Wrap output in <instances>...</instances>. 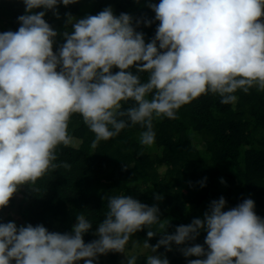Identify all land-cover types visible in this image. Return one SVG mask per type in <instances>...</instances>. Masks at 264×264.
<instances>
[{
  "label": "clouds",
  "instance_id": "1",
  "mask_svg": "<svg viewBox=\"0 0 264 264\" xmlns=\"http://www.w3.org/2000/svg\"><path fill=\"white\" fill-rule=\"evenodd\" d=\"M76 2L23 0L18 30L0 33V209L21 186L34 185L61 167L54 163L55 150L70 143L72 114H80L95 134L93 146L117 136L129 121L146 128L140 143L151 146L154 117L175 119L183 105L208 93L231 104L238 89L264 90V0L149 4L159 25L147 44L133 18L114 15L110 6L78 20L69 13L73 31L63 33L65 43L54 52L58 33L44 19L46 11L59 18L58 4ZM38 8L45 11H33ZM114 67L119 69L115 74ZM141 73L148 74L147 81ZM129 100L133 106L122 110V102ZM107 200L108 210L94 232L98 239L89 243L83 236L93 225L83 214L77 215L72 232L63 234L42 224L0 223V264H94L99 255L125 254L133 234L154 224L165 230L156 245L144 241L151 253L161 246L171 251L173 243L185 245L204 230L207 250L200 244L181 249L185 257H198L188 264H264V219L255 213L252 199L227 211L224 197L213 200L203 219L178 226L174 234L160 223L156 205L127 195ZM155 235L147 232L149 239ZM126 257L127 264H136L137 257ZM146 264L169 260L151 254Z\"/></svg>",
  "mask_w": 264,
  "mask_h": 264
},
{
  "label": "trees",
  "instance_id": "2",
  "mask_svg": "<svg viewBox=\"0 0 264 264\" xmlns=\"http://www.w3.org/2000/svg\"><path fill=\"white\" fill-rule=\"evenodd\" d=\"M159 2L77 0L68 6L60 3L56 6L59 18L52 10H47L44 17L58 33L53 51L65 43L63 33L73 31L66 14L78 20L97 15L109 6L116 16L129 14L135 30L144 34L147 44L159 25L149 4ZM24 14L23 0H0V33L17 31L18 17ZM144 21L152 23L146 26ZM117 71L118 68L112 69L113 74ZM131 71L136 74L135 67ZM140 76L142 81H147V73ZM234 94L237 100L231 104H223L218 94L208 93L183 105L176 111L175 119L154 117L155 142L151 146L140 143L146 128L139 124L131 126L130 121V126L117 136L93 146L95 134L80 114H72L68 122L70 143L55 150L54 163L61 167L49 171L34 185L21 186L17 191L20 197L10 199L8 209L7 206L0 209V223L14 222L18 228L42 224L49 232L63 234L71 233L77 215L83 214L93 225L83 236L85 243H89L108 210L107 197L116 195L132 196L148 206L156 205L160 223L168 225L167 234H174L178 226L188 225L193 219H203L211 202L220 197L227 202L225 211L252 199L255 213L264 219V90L252 87L248 93L238 89ZM133 104L132 100L122 102V110ZM65 163L71 167L65 169L62 166ZM157 195L163 198L156 200ZM149 230L157 235L149 239ZM164 230L158 224L144 227L129 242L144 245L148 240L150 245H156ZM206 234L201 230L194 241L185 245L173 243L171 251L161 246L157 253L165 256L169 264H188L198 257H185L181 249L200 244L207 250ZM118 254L109 252L108 263L118 264ZM136 257V264H146L145 254Z\"/></svg>",
  "mask_w": 264,
  "mask_h": 264
},
{
  "label": "rangeland",
  "instance_id": "3",
  "mask_svg": "<svg viewBox=\"0 0 264 264\" xmlns=\"http://www.w3.org/2000/svg\"><path fill=\"white\" fill-rule=\"evenodd\" d=\"M20 197V194L18 192H16L13 197L11 199H15L17 200ZM10 206H7L6 209H8ZM14 208V206L12 207ZM98 239L97 236H95L94 240ZM135 241H130L128 242V244L125 247V254L123 253H119L118 254V258H117V263L118 264H127V257L126 256H141L142 254L147 256L149 255H158V253H151V250L148 248H145L144 245L141 244H136ZM80 264H84V261H78ZM98 262H100L101 264H110L108 263V259H107V254L106 255H99L98 258L96 260H94V264H97ZM14 264V261H13Z\"/></svg>",
  "mask_w": 264,
  "mask_h": 264
}]
</instances>
